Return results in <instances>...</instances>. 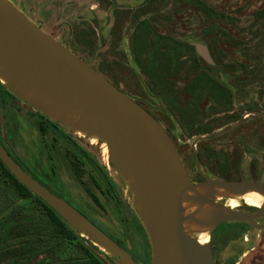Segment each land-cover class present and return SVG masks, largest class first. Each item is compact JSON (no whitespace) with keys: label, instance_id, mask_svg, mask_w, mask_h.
Wrapping results in <instances>:
<instances>
[{"label":"rangeland","instance_id":"rangeland-1","mask_svg":"<svg viewBox=\"0 0 264 264\" xmlns=\"http://www.w3.org/2000/svg\"><path fill=\"white\" fill-rule=\"evenodd\" d=\"M11 1L44 31L67 45L78 56L91 62L130 96L136 99L146 98L155 106L161 105L162 111L158 110L157 113H161L164 124L167 122L165 119L168 120L167 117L172 116L175 135L189 163L194 167L195 152L199 151V145L196 143L201 139V135L195 131L197 127L185 126L179 111L177 114L180 118L170 110L166 103L169 94H163L161 98L154 97L150 80L137 65L131 50L134 27L140 19L157 17L154 26L160 33L189 41L196 47L197 56L186 58L180 67L178 87H182L184 83L194 78L203 65L207 66L201 57L204 51L208 52L211 61L216 64L207 69L230 87V92L234 93L235 104L231 109L219 112L220 122L213 127L215 129L222 127L219 130L226 131L218 139L209 140L214 142L219 152L216 159L210 160L209 170H214L217 175L224 177L264 181V137L262 140L259 133L258 136L250 139L251 130L256 125L257 131H260L261 119L248 116L235 128L234 119L229 117L230 110L236 114V119L240 117L239 112L243 108L241 102L244 100L241 95H246L244 92L252 94L258 100L261 93H264V0H205L230 16V24H220V28L227 31V38L218 43L214 50L210 49L207 41L210 36L207 30L212 28L208 18L197 7L183 0H153L149 5L146 3L147 0ZM11 105L18 117V125L14 136L12 132L8 134L11 141L9 146H13L19 160L28 162V159H31L36 170L39 169L44 174L46 166L40 159L41 153L38 150L42 137L37 125L55 120L37 109L36 111L24 105L17 95L13 97ZM0 114V130L3 134L6 118L2 108ZM62 126L67 128V132L77 138L79 144L91 154L92 161L83 166L81 175H76L74 181L82 193H85V187L88 188L90 192H86L87 199H90V193L97 194L98 204L94 203L92 198L90 200L92 208L98 214L100 225L107 230H126L135 248H145L149 252L151 248L147 236L142 237L138 234L135 230V220L133 219V222L130 221L132 219L129 220L134 213L140 218L133 194L129 184L112 162L109 152H104L101 141L92 143L77 130ZM62 160L64 167L69 168L68 161L65 158ZM200 169L209 174V170L207 171L205 167ZM46 177L49 178V185L52 186V178L48 175ZM101 177L104 178L101 181L103 186L106 180L112 182L113 188L121 195L126 210L125 218L117 215L116 204L110 194L106 195L96 189L95 179L101 180ZM227 199L218 201L227 203ZM22 202L14 185L5 182L0 175V214L3 215L10 204L21 205ZM235 208L243 212H251L248 209L252 207L240 201ZM10 213L3 215V219L14 222L21 219L19 213L9 216ZM25 213L30 214V211L27 209ZM256 224L258 225L255 226L256 228L264 229L262 227L264 224L257 222ZM260 230L254 231L252 236V245L258 248L260 244H264V230ZM145 244L146 247H142ZM100 248L109 254L102 247Z\"/></svg>","mask_w":264,"mask_h":264},{"label":"water","instance_id":"water-1","mask_svg":"<svg viewBox=\"0 0 264 264\" xmlns=\"http://www.w3.org/2000/svg\"><path fill=\"white\" fill-rule=\"evenodd\" d=\"M203 57L211 62L208 52L204 51ZM0 78L6 79L0 81L15 95L46 116L106 141L110 158L129 184L149 235L152 264H215L210 242H198L202 229L237 220L255 227V219L264 217V182L209 176L193 182L165 127L11 0H0ZM0 159L20 182L82 236L85 232L117 264H136L100 227L26 171L1 140ZM251 193L262 197L261 205L252 212L217 200ZM192 208L200 215L193 216ZM186 221L190 223L188 234L183 226Z\"/></svg>","mask_w":264,"mask_h":264},{"label":"flooded vegetation","instance_id":"flooded-vegetation-1","mask_svg":"<svg viewBox=\"0 0 264 264\" xmlns=\"http://www.w3.org/2000/svg\"><path fill=\"white\" fill-rule=\"evenodd\" d=\"M204 59L211 66L215 65V62H210L203 56L201 59ZM93 65V64H92ZM94 66V65H93ZM95 67V66H94ZM209 66H202V68L207 69ZM96 68V67H95ZM97 69V68H96ZM98 70V69H97ZM99 71V70H98ZM101 72V71H100ZM102 73V72H101ZM106 76V75H105ZM107 77V76H106ZM108 78V77H107ZM109 79V78H108ZM117 88L121 89L119 84H117L114 80L109 79ZM189 82V81H187ZM186 82V83H187ZM154 97H160L163 94H169L172 96L171 101L166 102L168 107L172 112L176 114L177 117L180 116L177 114L179 111L182 115L183 123L185 126H193L196 128V132L201 135V139L197 141L196 144L199 145V151L195 152L196 165L195 167L189 163L187 156L183 150V148L179 144V140L175 135L174 131V123L172 116L167 117L165 119L166 124H164L161 120V113L158 114L157 111H162L161 105H153L146 98L136 99L132 96L135 101H137L143 108H145L149 113H151L168 131L169 135L172 137L178 151L183 159V162L187 168L188 174L193 182H200L205 180L207 176L214 178H231L224 177L222 175H217L214 170H209V162L212 159H216L207 156L209 148L212 147V150H217L214 142H210L211 138H215L225 132L217 135L203 138L204 136L215 133L217 130L221 129L219 127L217 129L214 128L212 133L202 134L199 132V129L202 126L210 125L214 127L217 125L219 121V112L223 110L224 112L228 108H232L234 104V93L233 92H158L154 88ZM243 93V92H242ZM246 95H241L244 100L241 102L243 105L242 110L239 112L240 117L236 119V114L233 111H229L230 118L234 119V123L236 126L241 125L246 117L248 116H256L261 119V128L260 131H257L258 126L251 130L250 139L252 140L254 136H258L259 133L262 137H264V93L262 92L260 95V99L254 98L252 94L247 92ZM161 98V97H160ZM21 99V98H19ZM21 101H23L21 99ZM24 102V101H23ZM167 107V106H166ZM196 113H201L200 118L196 115ZM1 115V114H0ZM178 118V119H179ZM181 123V120L179 119ZM182 123V125H183ZM37 129L40 132L42 137V141L38 144V150L41 153V160L44 161L46 166L45 173L42 174L36 170L35 164L31 162V159H28V162H24L17 157L13 150V146L10 147L9 143L11 142L9 136L6 133H1L0 130V140L6 149L13 155H15L16 160L24 167L34 178L38 179L41 183L47 186L52 192L57 194L58 196L65 199L71 205H73L76 209H78L83 215L89 218L94 224L100 227L105 233H107L112 239H114L120 246H122L128 253L132 256V258L136 261L137 264H152V248L149 235L145 229V226L141 219L134 213L130 216L129 220L133 222L135 220V230L142 237L147 236L149 245L151 250L148 252L145 248H135L133 244H131L130 236L126 230L116 229V230H107L102 227L99 223L100 219L98 218V214L95 213V210L92 208L91 200L98 204L99 198L97 194L90 193V199H87L86 192L88 188L85 187V193H82L78 187H76V181H74V177L76 175H81L82 168L90 161H92L91 154L81 145L77 138L71 136L67 131V128L63 127L59 123L55 121H46L44 130L41 131L38 126ZM258 134V135H257ZM8 143V144H7ZM195 144V145H196ZM263 147V146H262ZM252 151L251 149H249ZM63 158L68 161L69 168L64 167L62 162ZM233 165H236V161H233ZM200 167L204 168L209 172H203ZM48 175L52 178L53 184L49 185V178L46 177ZM102 179H95V186L101 193H105L106 195L110 194L114 204H116L117 215L120 218H125L126 210L124 206L123 199L121 195L113 188V183L105 181V186L102 184ZM249 179V178H247ZM261 181L260 179H249ZM264 182V181H262ZM105 187V188H104ZM91 190V189H89ZM90 192V191H88ZM252 207V206H251ZM257 207H252L248 209L249 211H255ZM255 222L258 224H264V217L255 219ZM248 228V229H247ZM256 230H260L258 228L253 229V225L248 221H228L223 222L217 225L210 232V244L212 247V252L214 256V260L216 264H264V244H260L258 246H253V232ZM264 229L260 230L263 231ZM252 245V246H251ZM142 247H146V244Z\"/></svg>","mask_w":264,"mask_h":264},{"label":"trees","instance_id":"trees-1","mask_svg":"<svg viewBox=\"0 0 264 264\" xmlns=\"http://www.w3.org/2000/svg\"><path fill=\"white\" fill-rule=\"evenodd\" d=\"M152 1L147 0L146 3L149 5ZM183 1L197 7L208 18L212 28L207 30L210 35L207 41L210 49L214 50L218 43L227 38V31L221 29L220 24H230V16L205 0ZM156 20L157 17H147L136 23L131 49L137 65L149 78L152 88L158 92H230L227 84L222 83L208 69L202 67L194 78L184 83L182 87H178L180 67L186 58L197 56L196 47L189 41L160 33L154 26ZM202 60L206 65L211 66L203 58ZM13 97L16 95L0 81V112L2 108L6 118L7 136L11 132L13 136L17 133L18 117L11 105ZM171 97L168 96L166 102L171 101ZM21 102L35 109L25 101ZM196 115L200 118L201 113ZM37 126L43 131L45 123H39ZM213 131L214 128L210 125L199 129L202 134ZM221 136L223 134L211 140ZM209 150L207 156L212 158L219 156V152L212 150V147ZM0 175L5 182L14 185L19 198L23 201L21 205L10 204L3 214L11 212L10 216L19 213L21 219L16 222L6 221L0 214V236H2L0 264H117L114 258L90 239L82 236L41 197L20 182L1 159ZM27 209L30 214L25 213Z\"/></svg>","mask_w":264,"mask_h":264},{"label":"bare ground","instance_id":"bare-ground-1","mask_svg":"<svg viewBox=\"0 0 264 264\" xmlns=\"http://www.w3.org/2000/svg\"><path fill=\"white\" fill-rule=\"evenodd\" d=\"M3 82H7L6 79L0 78ZM77 116H74L73 119H77ZM77 132L80 135L88 137L92 143H96L97 141H100L99 136L96 134H88L86 130H77ZM102 148L105 153H108V146L106 141H102ZM223 199L222 197H219L217 200ZM240 201H244L246 204L252 206V207H259L262 202V197L256 193L247 194L243 197H228L227 204L230 207H237L239 205ZM191 214L193 216H199L200 213L198 212L197 208H192L190 210ZM185 232L188 234L190 232V223L188 221L184 222L183 224ZM212 227L204 228L199 232L198 235V242L200 244H207L209 242L210 232L212 231ZM83 236L88 237L85 232H82Z\"/></svg>","mask_w":264,"mask_h":264}]
</instances>
